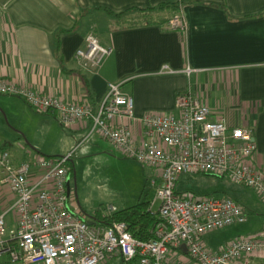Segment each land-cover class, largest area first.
I'll use <instances>...</instances> for the list:
<instances>
[{
  "label": "built area",
  "instance_id": "obj_1",
  "mask_svg": "<svg viewBox=\"0 0 264 264\" xmlns=\"http://www.w3.org/2000/svg\"><path fill=\"white\" fill-rule=\"evenodd\" d=\"M167 26L186 30L182 16L173 17ZM111 54V47L89 34L75 57L86 70L96 71ZM121 85L109 83L96 107L68 103L4 79H0V95L20 97L37 113L53 112L66 127L91 121L92 130L115 150L151 168L156 193L149 211L159 204L152 237L139 240L124 221L105 225L73 208L67 183L74 152L55 158L36 156L17 164L9 150L0 149V188L14 197L0 215V258L7 256L12 264H105L114 259L124 264H176L175 259L179 264H253L255 259L264 260V228L231 240L217 252L205 244L206 234L247 221L241 204L176 189L177 181L187 174L226 177L253 190L264 204V173L251 162L256 152L253 128L229 127L224 119L213 118L209 106L191 89L176 97V114L136 116L133 99L120 91ZM134 122L140 129L139 142ZM115 211L111 206L106 215ZM10 212L15 215V230L5 240V215Z\"/></svg>",
  "mask_w": 264,
  "mask_h": 264
},
{
  "label": "crops",
  "instance_id": "obj_2",
  "mask_svg": "<svg viewBox=\"0 0 264 264\" xmlns=\"http://www.w3.org/2000/svg\"><path fill=\"white\" fill-rule=\"evenodd\" d=\"M165 3L178 5L185 31L168 28L171 12L152 24H124L135 18L132 9ZM91 33L102 46L112 48L96 71L86 70L75 57ZM0 79L94 107L109 83H122L120 91L133 99L136 116L176 114V97L191 89L209 106L213 118L224 119L229 127L253 128L256 152L251 162L264 173V0H0ZM1 98L5 109L14 104L25 116L38 114L20 97ZM10 115L13 120L15 114ZM38 115L40 121L57 126L55 113ZM63 127L72 140L60 151L63 154L98 135L91 121ZM132 127L139 142L140 129L135 122ZM8 148L17 164L36 157L23 146ZM245 199L251 202L248 195ZM13 200L0 188V215ZM258 202L256 212L264 210ZM245 223L225 228L232 230L227 238L221 230L206 234L205 244L217 252L237 237L262 230L240 229ZM5 225L4 239L9 240L15 230L12 212L5 215ZM0 264L12 263L3 256Z\"/></svg>",
  "mask_w": 264,
  "mask_h": 264
},
{
  "label": "rangeland",
  "instance_id": "obj_3",
  "mask_svg": "<svg viewBox=\"0 0 264 264\" xmlns=\"http://www.w3.org/2000/svg\"><path fill=\"white\" fill-rule=\"evenodd\" d=\"M1 97L9 96L0 95V101ZM10 112L15 114L13 120L10 119L12 117ZM38 114L25 116L14 104H7V109L5 105L0 106V149L10 150L8 147L12 145L23 146L32 155L43 158L66 155L67 153L63 154L60 151L64 147H69L68 144L72 142L69 132L59 121L56 122V127L40 121L42 116ZM72 151L73 163H69V168L70 189L74 200L71 205L88 219L108 214L111 206L123 211L139 204L142 199L149 203L154 199L156 191L152 185L153 170L125 157L100 136H91L86 143L73 147ZM177 190L180 192L191 190L196 194L214 198L229 196L241 202L246 209L247 222L241 225L240 229L249 226L260 230L264 228V210L261 207L256 212L260 199L256 198L251 189L234 184L226 177L183 175L177 181ZM246 195L251 202L245 199ZM158 205L154 207L153 213L157 212ZM257 213H260L263 220H260ZM233 226L230 229L236 227ZM239 228L235 232L238 233ZM230 229H223L219 233L227 238L232 235ZM177 262L175 259L174 263ZM105 264H122V261L114 259Z\"/></svg>",
  "mask_w": 264,
  "mask_h": 264
},
{
  "label": "trees",
  "instance_id": "obj_4",
  "mask_svg": "<svg viewBox=\"0 0 264 264\" xmlns=\"http://www.w3.org/2000/svg\"><path fill=\"white\" fill-rule=\"evenodd\" d=\"M178 9H179L178 5L173 3H165L159 5L158 7H151L147 9L135 8L132 9L134 14H136L135 18H132V20H126L124 24H126L127 26L152 24L153 22H159L160 19H162V14L164 12H171L172 15L171 17H169V19L166 22L168 24L173 17L181 16V14L177 11ZM48 158H55V157H48ZM185 192H193V191L187 190ZM232 200L236 201L235 199ZM236 202L239 203L238 201ZM148 207H149V202L144 201L142 199L140 200L139 204L135 205L132 208L125 209L123 211L116 210L114 213L110 215H97L94 219L105 225H109L113 222L124 221L128 225V229L132 234V236H134L139 240H149L152 237L151 231L153 229L154 224L157 221V217L156 214L149 211Z\"/></svg>",
  "mask_w": 264,
  "mask_h": 264
},
{
  "label": "water",
  "instance_id": "obj_5",
  "mask_svg": "<svg viewBox=\"0 0 264 264\" xmlns=\"http://www.w3.org/2000/svg\"><path fill=\"white\" fill-rule=\"evenodd\" d=\"M67 187H68V189L70 188V180L68 181V183H67ZM89 224H94V221H89ZM182 249L184 250V251H186V248H185V246H182Z\"/></svg>",
  "mask_w": 264,
  "mask_h": 264
}]
</instances>
